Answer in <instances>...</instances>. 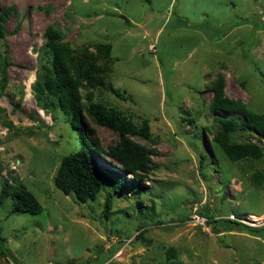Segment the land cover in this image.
I'll return each mask as SVG.
<instances>
[{"label":"rangeland","instance_id":"1","mask_svg":"<svg viewBox=\"0 0 264 264\" xmlns=\"http://www.w3.org/2000/svg\"><path fill=\"white\" fill-rule=\"evenodd\" d=\"M8 7L0 21L8 56L0 87V189L1 178L16 176L42 211L11 212L12 199L0 200V264H264V187L248 179L263 160L231 163L220 155L216 164L212 134L204 130L202 143L200 128L225 114L204 107L189 121L203 109L200 95L210 102L206 86L217 73L226 96L264 113V0H0V11ZM50 23L72 45L110 43L109 80L127 99L105 92V101L134 121L149 120L156 141L132 137L154 147L157 165L144 185L152 194L138 196L140 214L129 194L115 197L106 218L107 183L85 202L53 184L80 136L61 109H41L31 89L40 64L49 61L42 33ZM91 125L104 148L117 140L114 130ZM200 152L208 153L202 169ZM202 207L213 223L200 216ZM170 246L176 257L166 253Z\"/></svg>","mask_w":264,"mask_h":264},{"label":"trees","instance_id":"2","mask_svg":"<svg viewBox=\"0 0 264 264\" xmlns=\"http://www.w3.org/2000/svg\"><path fill=\"white\" fill-rule=\"evenodd\" d=\"M10 8L0 11V21L5 18V13ZM42 36L43 48L49 55V61L40 64L35 74V80L31 85L34 99L41 109L46 110L48 107L61 109L68 117L70 128L76 133L79 132L80 136L76 148L62 156L52 178L54 186L63 194L74 195L76 201L85 202L94 200L102 185L107 183L110 189L106 190L103 210L106 218H109L115 197L126 198L129 194H132L134 198L137 197L134 208L137 213H142L143 203L138 196L145 193L152 194L151 190L144 185L147 176L157 166L151 159L155 149L138 143L132 137L135 136L150 143L155 142L156 139L150 131L147 118L137 116L138 122L134 121L121 108L108 104L104 99L105 92H110L121 100L127 99L125 91L115 88L109 80L114 64L111 44L82 42L72 45L64 39L63 31L56 23L48 24ZM7 62L3 27L0 23L1 89L5 86ZM217 74L206 86L212 91L210 102L205 104L200 95L203 109L195 110L189 121L195 123L198 117L204 114L202 111L204 107L213 113H224L223 116L212 115L213 121L200 128L202 143L204 130L212 134L209 141L211 161L214 160L220 165L218 162L221 159L220 155H224L231 163L241 160H263V165L256 167L248 175V179L253 187H264V113L249 108L248 102L226 96L222 75ZM199 92L202 93V90ZM186 113L190 115L189 111ZM91 124L114 130L117 140L104 148ZM94 155L109 158L113 166L114 162L118 164L115 167L120 171L103 167ZM206 155L199 153L198 167L200 169L203 167ZM127 174L136 181L129 180ZM1 179L3 185L0 189V200L6 197L12 199L11 212L38 214L42 211V205L36 196L16 176L9 174V179ZM152 207L150 211H147L148 214L153 211ZM198 213L205 218L207 224L216 220L206 207H202ZM211 228L220 232L214 226ZM4 241L5 239L0 237V242L4 244ZM2 251L4 250L0 248V259ZM166 253L171 257L177 256L175 248L171 246L166 249Z\"/></svg>","mask_w":264,"mask_h":264},{"label":"built area","instance_id":"3","mask_svg":"<svg viewBox=\"0 0 264 264\" xmlns=\"http://www.w3.org/2000/svg\"><path fill=\"white\" fill-rule=\"evenodd\" d=\"M154 47H152V49H153ZM198 218H200V220H198ZM192 219H196V220H198L200 223H202L203 221H204V219H202L201 217H198L197 215H194L193 217H192ZM241 219H244V218H241ZM246 220H249L248 219V217L246 218ZM253 221V220H252Z\"/></svg>","mask_w":264,"mask_h":264},{"label":"bare ground","instance_id":"4","mask_svg":"<svg viewBox=\"0 0 264 264\" xmlns=\"http://www.w3.org/2000/svg\"><path fill=\"white\" fill-rule=\"evenodd\" d=\"M253 219H256V215H252L251 216ZM253 221H256V220H253Z\"/></svg>","mask_w":264,"mask_h":264}]
</instances>
